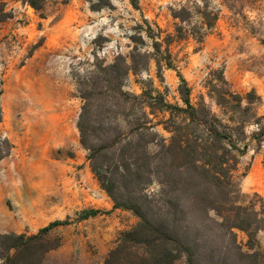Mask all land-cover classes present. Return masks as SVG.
Returning <instances> with one entry per match:
<instances>
[{"label":"rangeland","instance_id":"1","mask_svg":"<svg viewBox=\"0 0 264 264\" xmlns=\"http://www.w3.org/2000/svg\"><path fill=\"white\" fill-rule=\"evenodd\" d=\"M6 3L12 16L0 29V174L12 172V219L31 220L23 232L35 233L70 218L46 234L59 245L44 264H104L139 220L114 206L92 170V152L117 176L119 200L132 195L153 220L171 216L154 153L171 134L160 120L185 106L181 78L194 105L233 128V109L224 112L216 99L225 88L259 95L244 133L233 130V190L212 199L231 202L246 226L260 228L250 243L245 231L185 197L186 221L175 230L191 251L171 264H264V0H46L41 9ZM84 91L93 150L77 126ZM149 104L167 111L152 113ZM126 166L140 168L138 183L119 175ZM165 168L171 171L169 162ZM85 208L101 212L78 220Z\"/></svg>","mask_w":264,"mask_h":264},{"label":"trees","instance_id":"2","mask_svg":"<svg viewBox=\"0 0 264 264\" xmlns=\"http://www.w3.org/2000/svg\"><path fill=\"white\" fill-rule=\"evenodd\" d=\"M35 9L45 6L46 0H22ZM12 16L7 8L6 0H0V29L2 24ZM156 46L159 45L155 41ZM131 67H127L129 70ZM181 91L185 106H176L177 112H170V117L160 120L164 128L171 134L156 143L158 173L160 174V194L171 216L153 220L147 216L142 205L132 195L125 200H119L115 195L117 176L101 168L95 153L90 154L92 170L97 175L102 187L112 196L115 207L132 209L139 220L128 230L122 232L116 244L109 250L104 259V264H171L191 248L178 235L175 230L180 222L186 221V211L182 207L185 197L195 198L194 206L213 210L221 216L227 227L239 228L248 234L250 243L256 240V232L260 227L251 228L244 224L242 218L233 212L234 205L228 201L212 199L215 192L225 196L231 194L234 187V171L237 159L232 154V149L238 148L239 139H234L233 130L244 133L247 124L253 118L248 114L253 110L252 104L259 95L254 90L244 94L225 88V92L216 102L222 109H233L227 120L233 126L224 123L223 119L206 111V105H194L190 99V91L185 80ZM226 83V82H225ZM223 89V88H222ZM222 91V90H221ZM147 90L143 91L145 96ZM83 104L79 113L77 126L81 135V142L90 150L94 145L89 142L90 116L89 93L81 94ZM151 112L167 111L166 108H156L153 104ZM239 113H242L239 115ZM2 110L0 108V122ZM264 126L259 134L263 135ZM156 135V133H154ZM150 141H153L151 138ZM2 138L0 136V147ZM131 144V141L127 142ZM2 154L0 153V159ZM169 162L171 171L166 170ZM148 166V164H147ZM121 177H127L131 182H139L142 177L140 168L125 167ZM118 175V176H119ZM120 177V178H121ZM95 208H85L79 211L78 220L88 218L100 213ZM70 223V218L55 219L39 228L35 233H5L0 235V249L6 251L2 254L5 264H44V259L49 250L59 245L51 243L46 234L54 227ZM251 245V244H250Z\"/></svg>","mask_w":264,"mask_h":264},{"label":"crops","instance_id":"3","mask_svg":"<svg viewBox=\"0 0 264 264\" xmlns=\"http://www.w3.org/2000/svg\"><path fill=\"white\" fill-rule=\"evenodd\" d=\"M16 221L12 219V172L6 169V173L0 174V235L12 231L23 232L32 223L31 220L23 224ZM0 264H5L3 257H0Z\"/></svg>","mask_w":264,"mask_h":264}]
</instances>
